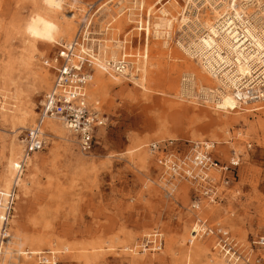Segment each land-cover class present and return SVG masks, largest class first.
<instances>
[{
	"label": "rangeland",
	"instance_id": "obj_1",
	"mask_svg": "<svg viewBox=\"0 0 264 264\" xmlns=\"http://www.w3.org/2000/svg\"><path fill=\"white\" fill-rule=\"evenodd\" d=\"M124 1L125 8L120 10L117 0H65L57 11L42 0H0L1 190L10 146L21 141L23 151L26 132L35 124L52 84L54 71L46 67V60L75 36L86 16L92 38L100 45L97 57L104 62L128 55L123 59L131 66L125 78L117 76L119 80L112 81L113 86H92V80L89 102L99 104L107 121L90 154L78 149L76 138L64 127L66 136L43 127L44 146L26 164L22 178L26 186L19 183L9 230L60 243L33 248L52 252L45 257L47 264L53 258L57 264H224V260L255 264L259 256L264 257L251 246L264 227V104L240 106L235 113L221 115L212 109L213 104L204 102L198 88L192 97L182 95L184 73L173 69L179 60H190L173 39L185 0H176L180 7L175 11L174 0H141L142 11L137 9L140 0ZM90 5L95 8L88 13ZM159 9L173 21L172 28L161 20ZM36 13L58 24L59 45L28 38L25 25ZM138 20L142 26L148 22L150 31L144 56L148 49L151 74H143L142 81L132 75L145 61L136 56L144 49ZM107 72L113 80L115 76ZM257 107L260 110L255 111ZM16 110L18 114L31 110L23 126L15 122L18 117L11 119ZM167 140L175 141L181 151L195 142L212 141L220 164H227L233 151L239 154L234 182L219 186L218 199L212 203L193 185L169 179L147 149L151 142ZM211 175L220 179L217 171ZM12 182L11 178L9 185ZM198 200L199 209H193ZM198 219L226 229L244 261L227 260L213 236L191 241ZM156 233L159 248L158 242L153 244ZM39 257L20 258V264H39Z\"/></svg>",
	"mask_w": 264,
	"mask_h": 264
},
{
	"label": "built area",
	"instance_id": "obj_2",
	"mask_svg": "<svg viewBox=\"0 0 264 264\" xmlns=\"http://www.w3.org/2000/svg\"><path fill=\"white\" fill-rule=\"evenodd\" d=\"M209 1L211 3V0ZM218 1L220 3L222 1V4L229 2V0ZM236 3L237 5L244 4L243 0H237ZM261 3L258 5L257 2L250 1L247 4L251 5L252 10L243 16L242 20L233 21L232 17H229L223 22L224 33L229 32L232 35L235 32L236 34L231 39L235 52L230 56L224 52L223 59L217 60L213 69L215 78L231 91L240 106H245L247 103L264 104V49L258 48L256 40L257 36L264 34V0ZM198 4L199 0H195V5ZM94 8L95 5L88 6V13ZM201 10L203 8L200 6L191 9L190 12L192 11L193 14H190V20L194 19V16H202ZM86 18L79 23L70 43L61 46L56 56L46 60L45 65L54 71V78L51 87L44 94L35 124L26 132L24 138L26 157L43 149L45 119H53L62 124L76 138L77 147L84 154L92 152L96 146L99 129L106 125L107 118L99 104L88 103L87 99V89L91 83L95 65L91 53L92 51L97 53L98 44L97 40L92 38L91 22ZM197 22L200 23L198 20ZM246 30L251 33L250 37L247 36ZM262 39L263 42L260 44L264 45V36ZM194 40L196 41L197 38ZM187 45V42L182 41L183 47ZM194 49L191 48V51L196 56ZM207 58H210V54H207ZM236 59L241 61L240 66L236 63ZM126 63L123 58L118 60V63L111 64V69L107 73H120L124 67L127 68ZM241 66L244 69L243 73L238 71ZM147 149L164 175L171 180L184 181L193 185L200 190L204 198L212 203L218 199L219 186L227 187L234 182L241 157L233 151L228 163L220 164L214 157L215 143L209 140L192 143L182 151L173 140L151 142L147 145ZM213 171L220 173L219 180L212 177L211 172ZM17 193V187L7 193L0 189V205L5 208L6 221L12 218ZM192 207L199 209V200ZM5 220H3V226L5 225L6 228L8 222ZM198 220L201 226L199 234L207 237L213 236L216 239V247L225 257H230H226L227 260L244 261L226 229L208 226L206 221ZM152 238L153 244L158 242L156 248H159V234L152 235ZM251 246L264 253V227L254 238ZM45 255L51 256L50 252ZM245 261L250 264L249 260ZM255 264H264V257L259 256Z\"/></svg>",
	"mask_w": 264,
	"mask_h": 264
},
{
	"label": "bare ground",
	"instance_id": "obj_3",
	"mask_svg": "<svg viewBox=\"0 0 264 264\" xmlns=\"http://www.w3.org/2000/svg\"><path fill=\"white\" fill-rule=\"evenodd\" d=\"M236 1L237 0H229V2L225 1V2H227V4H222V1L220 3V1H218V0H211V3L209 0H199V4L195 5V0H185L184 5L181 6L182 7V13L180 14V16H178L179 19H177V23L179 26H177V28L175 30V33H174L175 37L173 39V44L175 46H177L176 48L179 49L190 60V62L188 61V59H187V61L179 60V62H181L180 65H178V64L175 65V69H173V72H175V73H182V72L184 73L183 74L184 76H183L182 81H181V83H182V95L187 96V97H192L193 92H194L193 91L194 88L195 87H196V89L198 88L197 90L200 93H202L201 94L202 97L201 96L200 97L204 100V102L211 104V105L213 104L212 109L221 115L222 114L224 115L226 113H228V114L232 113V112L236 111L238 108H240V105H239L237 99L235 98V96L231 93V91L227 87L222 86V84L219 82V79L215 78V75L213 74L214 65H216L217 60L219 61V60L223 59L222 54L225 52L227 55L230 56V55H233V53L235 52V49L231 43V39L234 38L236 36V34H235V32H233L232 35H230L229 32L224 33L223 22H225L227 20V18H229V17H232L233 21L242 20V17L246 16L252 10V9H250L251 5L247 4L250 1L252 3L257 2L258 5L262 4L261 3L262 0H248V1L243 0V2H244L243 5H237ZM42 2H43V0H42ZM117 2H118L117 5H119L120 10L125 8V6H123L124 5L123 3L125 2L124 0H117ZM141 2L143 4V1L140 0V2H138V8H137L140 11H142ZM174 2H175V4L174 5L171 4V5H172L173 10L175 11L178 7H180V5L176 0H174ZM166 4H168L167 1L164 4V6ZM198 6L203 8V10H201L203 15L200 16L201 18L199 16L198 17L194 16V19L190 20L189 16H190V14H193L192 11L190 12V10L191 9L193 10L194 7L197 8ZM158 12L160 13V15L162 17L161 20L166 21V23H168L166 25V27L172 28L174 25L173 21L166 19V17H167L166 11L159 9ZM37 15L43 17L46 20L52 21L53 23L58 25L51 18H49L45 15L38 14V13L31 16L30 19L34 18ZM211 15H212V18H211L212 20L208 19L209 17H211ZM197 20L200 21V23H198ZM141 23H142L141 20H138V24H140L141 26L138 27L137 30H140V31L143 30L144 31V39H143V48L144 49L142 50L141 55L139 53H137L136 56L145 57V58H143V59H145V61L142 63L144 65V67L140 68L141 69L140 74H137L138 70H140V69H138L136 71L137 73L134 71L135 74H137V75H135V74H132V75L135 76L136 79H138V77H139L142 81L143 74H145L146 72H149V74H151V71L147 69L148 49H147L146 56H144L145 55V48H146L145 42H146V38L149 35L150 31H149V27L146 28L148 22H145L143 26ZM142 27H144V28H142ZM200 27L202 28V30ZM69 28L70 27L67 26L65 31H68ZM153 34L155 37H157L159 35L158 29L155 30V32ZM246 34L248 37L251 36V33L248 30H246ZM58 35H59V33L56 34L55 38L52 41L39 40V39L32 38L28 35L27 36L29 39H32L34 41H42V42H45L47 44H58V42L56 41V38L58 37ZM263 36H264V34L261 33L260 36L256 37V40L258 42V48H261V49H264V45L260 44L263 42V39H262ZM195 38H197L196 41L194 40ZM70 41L71 40H69L67 43H70ZM182 41L187 42L188 45L186 47H183ZM147 43H148V41H147ZM64 44H66V43H63L62 45L61 44L60 45L58 44V45H59V47H61ZM99 47H100V45H98L97 53H95L94 51H92V53H91L93 63L95 64L94 68H93L94 74L92 75V79H91V83H92V80L94 81L92 83V86H100V85H112L113 86L114 83L112 81L119 80L118 77L125 78L127 72L130 71L129 68H131V66L127 61V63H126L127 68L124 67L120 73L113 74L115 77L113 78L111 76L113 78V80H111V78L107 77L104 74V71H107V69L110 70L111 64L118 63L119 59H117V60L112 59V60L103 62L102 59L97 57V56H99V54H98ZM191 48H195L194 51L196 50V54H197L196 56L193 55ZM104 49H105L104 55H107L106 54L107 49L103 48V50ZM207 54L208 55L210 54V58H207ZM163 55H167L168 58L171 57L168 55V53L167 54L165 53ZM126 56H128V55H125L123 58H125ZM173 58L176 59L175 57H172V59ZM177 58H179V57H177ZM240 62L241 61L239 59H236V63H238L239 66H240ZM97 65H98V67L100 66V68H97ZM238 71L243 73L244 72L243 67L242 66L239 67ZM46 74L47 73L42 74L41 78L45 79ZM169 75H170V73H169ZM93 76H94V79H93ZM167 79H165V81ZM91 83H90L89 87L91 86ZM167 83H168V81H167ZM89 87H88V89H89ZM88 89H87V99H88V94H89ZM88 103H89V99H88ZM211 105H209V107ZM246 105H250V104L247 103ZM257 108L258 109H256L255 111L260 110L259 107H257ZM30 111L31 110L26 112L24 110L23 112L20 111L21 113L18 114L19 111L16 110L11 119L14 122L15 118L18 117L17 118L18 120L15 122L18 125L23 126L25 121L27 120V118L30 117V115H29ZM249 112H250V110H248V113ZM242 119H243L242 121H245L244 117ZM43 123H44L43 127L45 128V126H46V128L48 129V131L50 133L60 135V136L65 135L64 133H62L63 132V130H62L63 126L59 122L48 118V119H45ZM225 132L227 133V131H225ZM22 144H23V141H22ZM31 156H27V157L25 156L24 149L22 151L21 141H17L10 146L9 161H8L6 172H5L6 177L3 181V186H2V190L5 193H7V191L12 190V188H14V187H17L18 192H19V189H20L19 183H21L23 180L22 179L23 174H24L23 172L25 171L26 164L28 163V161H31ZM141 160H142V158H141ZM17 163H19L18 164L19 168L17 171H15ZM22 165H24L23 168H22ZM11 178L13 179V182L11 183V185H9ZM22 184L24 187L26 186V183L22 182ZM17 196H18V193H17ZM16 201H17V197H16ZM4 210H5V208L0 205V241H1L0 242V264H20V263H22V262H20V258L32 259L33 257H36L38 259L39 256L42 257V260L39 261V264H47L45 261V257H46L45 254L47 253V250L46 251H39L38 249H33V248H39L41 246H47V245L48 246H50V245L51 246H55V245L57 246V245H61V244L56 243V242L55 243L49 242L44 238L21 235L16 231L10 232L9 229H10L11 219L8 221L5 220ZM3 220L8 222V225H6V228H5V225L3 226ZM197 221H199V220H197ZM201 223H204V222H201ZM197 224L199 225V222H197ZM4 228H5V230H4ZM200 230H201V226H198L197 230L192 234L193 238H191L192 239L191 241H194L201 236V234H199ZM50 241H51V239H50ZM13 246H17V247H19V249H17V250L12 249ZM21 247L24 249L21 250L20 249ZM63 249L67 250V247H64ZM48 252H50V254H52L51 251H48ZM56 252H57V250H56ZM217 252H219V250ZM226 257L230 258L229 256H226ZM186 258H187V256H186ZM228 263H229L228 261L224 260V264H228ZM29 264H31V263H29ZM51 264H57V262L54 258H53Z\"/></svg>",
	"mask_w": 264,
	"mask_h": 264
},
{
	"label": "clouds",
	"instance_id": "obj_4",
	"mask_svg": "<svg viewBox=\"0 0 264 264\" xmlns=\"http://www.w3.org/2000/svg\"><path fill=\"white\" fill-rule=\"evenodd\" d=\"M64 2L65 0H43V3L48 8L57 11L63 8ZM25 32L32 38L52 41L56 34L59 33V26L37 15L26 23Z\"/></svg>",
	"mask_w": 264,
	"mask_h": 264
}]
</instances>
